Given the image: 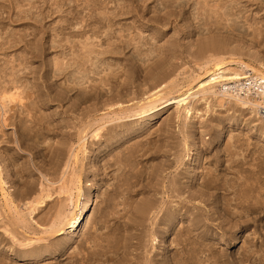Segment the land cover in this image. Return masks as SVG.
<instances>
[{"label": "rangeland", "instance_id": "1", "mask_svg": "<svg viewBox=\"0 0 264 264\" xmlns=\"http://www.w3.org/2000/svg\"><path fill=\"white\" fill-rule=\"evenodd\" d=\"M199 1L201 0H184L188 3L183 10L175 0H148L145 5L140 0H0V164L3 168L0 178L8 180L7 187L12 185L10 187L11 189L13 187L12 191H18L16 193L25 192L27 183L33 182L36 183L38 193L44 187V195L47 192L54 194L48 198L49 200L46 199L41 207L38 205L39 209L37 208L36 212L28 216L31 227L23 230L11 226V228H15L14 231L17 230L18 236L21 235L22 239L19 237L20 240L28 244L30 243L29 239H32L34 244L24 248L9 240L10 243L0 246V258H2L3 252L7 254V259L4 261L0 259V261L6 262V264H150L151 262L152 264H182L183 262L186 264H264V214L254 213L249 217L245 209H247L246 207L250 208L253 204L246 203L247 206L244 204L246 200L242 202L245 197L252 194L250 203L254 201L256 203V200H259L262 204L264 201V193L263 195L259 194L264 189V175H261L264 174V114L258 115L253 112L251 106H243L244 101L248 98L245 90L243 94L238 89L225 93L222 85H219L215 89V95H207L208 97L202 98L203 96L200 94L190 99V107L195 108L193 110L194 117L187 119V122L190 119L189 124L184 117V107L173 104L158 108L155 113L148 116L149 118L136 116L130 118L124 116L131 114L123 115L122 120L118 119L112 124L108 122L107 127L102 130L98 138L92 137L96 127L91 128L90 132L88 130L86 135L84 134V140L80 141L78 138L81 127L80 120H84L85 114L88 115V120H93L111 111L105 109V103L113 100L116 102L120 99L122 105L118 104L112 108V111L114 109L118 111L123 107L133 109L137 103L143 101L144 97L133 95L135 88H140L144 92L149 86L145 81L147 75H145L144 66L141 65L144 64L143 57L149 53L151 55V50L152 52L158 50L160 54L155 52L154 55L156 56L155 60H158L157 57L163 55V52L159 51H161V47L168 45L165 44L168 40L176 42L174 45L178 59L173 62L174 65L178 62L177 66L182 67L176 74V76L179 75L178 82L181 86L185 80L204 75V71L200 69L195 58L202 53L199 51L201 43L211 34H223L227 40L229 39L228 42H232V44L230 42L232 47L235 45L236 49L241 47L238 54L250 50L252 55H260L264 58V0H237L238 3L241 2L239 8L242 13L235 17L237 20L234 19L236 21L235 31L231 29L222 31L221 24L225 25L226 22L222 21L220 17L218 18L219 14H215L217 11L212 7L207 8V12L204 13L205 7L202 4L199 6L203 0ZM208 1L212 6L218 0ZM132 4L138 7L135 8ZM166 5L169 7L167 8ZM132 7L136 11L132 12ZM167 9H173L170 10L171 14L175 12L167 26L164 21L162 22L164 25L149 23V19L152 20V18L160 17L163 20L166 17L165 14L168 13L165 11H169ZM121 12L122 14H120ZM116 16H118L117 19ZM113 42L114 44H112ZM142 42L143 44H141ZM92 43L94 46L90 45ZM121 45L122 47H120ZM87 46H93L91 48L94 50ZM111 46L115 52L118 50L121 52L116 56L109 53L110 56L107 55L109 57L105 56V62L108 67L111 65L115 70L119 68V73H121L118 77L111 76V72L107 70L100 76L91 74V79L84 81L83 86L78 87L79 85L71 83L69 77L72 78L73 75H68V73L76 72L80 67L77 71L79 73L83 67L82 63L87 62L84 58L85 55L89 56L91 51L112 50ZM186 48L189 49V52L192 51L191 54L196 55L192 57ZM124 50L125 52H123ZM81 51L85 54H83L84 56L81 55ZM177 51L180 52L177 53ZM194 51L195 53H193ZM244 59L245 62H249L247 56ZM133 61L136 62L134 73L132 70L135 67ZM58 62H60L59 66H57ZM68 62H70L68 66H72V69H69L67 73L65 71V74H61V76L59 73L56 74V71L59 72V67H66ZM127 63L132 66L129 65L130 69ZM151 63L153 61L149 64ZM89 64L85 69L90 68L91 64ZM230 67L242 70L236 64ZM126 69L127 71L129 69L130 75L127 74ZM107 74L110 75L106 77ZM65 75L69 80H66ZM78 75L81 76L77 74L73 79ZM128 78L132 79L134 84ZM210 78L203 81L208 83L212 79ZM124 80L130 82L131 85L126 87L130 91L124 88ZM193 84L194 87L197 85ZM196 90L197 87L194 91ZM6 92L8 95L22 96L10 102L9 98L7 100L3 98ZM24 92L28 93L30 97L22 99ZM118 93L125 97H122L124 100H121ZM253 94L255 93H252L251 97ZM113 96L114 98H112ZM118 97L119 99H117ZM219 100H223L222 105ZM91 104L92 108L97 107V110L92 112L94 115L88 114L92 110ZM3 105L7 106V109H3ZM174 116L175 119H173ZM170 118L174 121L171 122L172 133L170 132L173 141L171 140L172 144L171 141L169 144L172 148L173 145L177 146L178 150L168 147L167 150L170 148L172 151L167 153L166 158L163 153L165 140L160 130ZM184 123L189 125L187 128L190 127V129H186L183 126ZM78 125L79 127H77ZM109 126L111 128L117 126L116 131L113 129L115 133L113 130L107 131ZM92 129L93 131H91ZM187 130H191L194 134ZM117 131L119 134L116 135ZM158 145H162L163 150L162 147L160 150ZM247 146H250L249 150H247ZM157 148L158 150H156ZM228 150H232L233 155ZM154 151L158 152L153 155ZM73 154L76 155V158L73 157ZM235 154L236 156L238 154L239 158L238 156L236 158ZM59 156L60 158H58ZM244 157L248 163L245 162L243 169L233 166L230 161L236 158L244 162ZM165 158L169 159L167 163L170 162L169 165L172 167L167 166L168 168L164 169L165 172L162 171L163 173L159 174L158 165L164 163ZM176 160H179L180 164H175ZM68 162L69 168L66 170L65 166ZM155 164H158L157 167ZM56 166L57 168H54ZM155 170L158 174L157 177L154 176ZM260 170L262 171L259 172ZM252 171L258 172V174H254ZM64 172L69 180L68 193L60 190ZM209 172H214L220 181L223 179L221 182L223 184L232 183L229 186L235 187L236 191L231 190L232 192L227 193L220 190L211 199V194H209L210 197H207V194L201 195L202 184L208 177L207 174H210ZM181 173L184 177L182 181L187 179L184 187L189 185V188H184L188 192L184 194L187 198L183 196L182 199H176L170 195L169 187H171L172 180ZM185 173H187V177ZM189 174L195 181L188 179ZM258 175L261 180L260 177L257 178ZM246 177L247 180L249 179L248 181L245 180ZM227 181L230 182L226 183ZM254 186L258 188L254 190ZM79 189L84 194L81 197V202L89 201L90 203L86 220L74 234L64 233L58 237L53 236L50 233L49 224L53 215H51V211L53 213V208H59L69 215L73 210V202L76 200ZM188 189L191 191L189 192ZM192 195L194 197L189 200L188 196ZM236 195L242 196L238 198ZM33 197L29 201H32ZM200 197H203L202 200ZM170 200L174 201L173 206L178 210L180 208L178 206H182L184 209L180 214L178 213V217L172 216L175 220L170 217L174 222L167 218L169 222L171 221L168 224L167 219L164 220L165 216L161 209L164 211V207L165 209L167 206L172 207L171 204L168 205V202L172 203ZM227 200H231L230 211L237 213L238 217L227 219V216L222 215L221 212L225 208L224 202ZM29 201L27 199L19 203L20 206H25L23 209L27 214L30 213L28 210L30 205H26ZM0 206L4 216L0 217V227L4 224H12V214L10 215L9 209L5 206L1 192ZM148 206L152 209L149 208L147 213L144 210ZM142 211L146 213L143 214ZM193 211L197 216L190 215ZM186 212L189 213L186 214ZM223 213L225 214V212ZM254 215L255 217H253ZM197 221L199 222L195 224ZM171 223L173 225H170ZM3 232V228H0V236L1 234L5 235ZM195 242L197 243L195 244ZM34 245L37 248L41 247L35 255L22 253L25 249L30 250L36 247ZM55 245L58 248L54 253Z\"/></svg>", "mask_w": 264, "mask_h": 264}, {"label": "bare ground", "instance_id": "2", "mask_svg": "<svg viewBox=\"0 0 264 264\" xmlns=\"http://www.w3.org/2000/svg\"><path fill=\"white\" fill-rule=\"evenodd\" d=\"M144 5L146 4V1H148V0H140ZM174 1V0H173ZM176 1V4H178L181 8H183V10H184V7H185V5H187V3L186 2H184V0H175ZM188 1V0H187ZM202 1V0H201ZM201 1H199V2H201ZM212 0H210V2H211ZM240 1V0H239ZM135 2V1H134ZM190 2V1H189ZM214 2V1H213ZM133 3V2H132ZM240 3L241 2H239L238 3V1L237 0H218V1H216L214 4H212V6L209 4V1L208 0H203L202 1V3H199V6H200V4H202V6L203 7H205V12L204 13H206L207 12V8H210V7H212L214 10L216 9V13L215 14H219V16H218V18L220 17V19L222 20V21H225L226 23H225V25L224 24H221L222 26H223V28L222 27H220V28H222L221 30L223 31H225L226 29H231L232 31L234 30H236V21L234 20V19H236L235 17L237 16V15H239L240 13H242V11H241V8H239V5H240ZM140 4V3H139ZM133 5V4H132ZM164 5V4H163ZM168 5V4H167ZM166 5V6H167ZM170 5V4H169ZM195 5V4H194ZM198 5V4H197ZM196 5V6H197ZM134 6V5H133ZM140 6V5H139ZM174 6V5H173ZM177 6V5H176ZM201 6V7H202ZM214 6V7H213ZM135 8H137L138 6H134ZM134 7H132V9L134 8ZM169 6H167V8H168ZM200 7V8H201ZM163 8V7H162ZM166 8V7H165ZM171 8H172V6H171ZM180 8V9H181ZM145 9V8H144ZM157 9V8H156ZM174 9V8H173ZM173 9H170V10H173ZM199 9V8H198ZM204 9V8H203ZM135 9H133L132 10V12L134 11ZM139 10V9H138ZM137 10V11H138ZM164 10H166V9H164ZM167 10H169V9H167ZM165 11V13L166 12H168L167 14H165L166 15V17L162 20V18H160V17H158V18H152V20H150L149 19V23H151V24H163L164 25V23H165V26H167V24L169 23V22H171V20H170V18L172 17V15H174V13L173 14H171L172 13V11ZM136 11V10H135ZM180 11V10H179ZM182 11V10H181ZM201 11H203V10H201ZM210 11V10H209ZM208 11V12H209ZM238 11V12H237ZM124 12V11H123ZM128 12H131V11H128ZM143 12H145V11H143ZM170 12V13H169ZM200 12V11H199ZM248 12V11H247ZM139 13V12H138ZM214 13V12H213ZM116 14V13H115ZM114 14V15H115ZM118 14V13H117ZM120 14H122V12L120 13ZM120 14H119V16H120ZM129 14V13H128ZM201 14V13H200ZM31 15V14H30ZM125 15V14H124ZM164 15V14H163ZM164 15V16H165ZM181 15V14H180ZM179 15V16H180ZM208 15V14H207ZM182 16V15H181ZM198 16V15H197ZM206 16V15H205ZM106 17V16H105ZM111 17V16H110ZM115 17V16H114ZM117 17L118 16H116V19H117ZM156 17V16H155ZM204 17V16H203ZM113 18V17H112ZM211 18V17H210ZM213 18V17H212ZM110 19V18H109ZM142 19V18H141ZM176 19V18H175ZM204 19V18H203ZM170 20V21H169ZM237 20V19H236ZM164 21V23H162ZM199 21V20H198ZM37 22H39L38 20H37ZM219 24L221 23V22H218ZM158 24V25H159ZM149 25V24H148ZM113 26V25H112ZM220 26V25H219ZM166 28V27H165ZM68 29V28H67ZM113 29V28H112ZM218 29H219V27H218ZM128 31V30H127ZM161 31V30H160ZM208 31V30H207ZM227 31V30H226ZM110 32V31H109ZM125 32V31H124ZM159 32V31H158ZM157 32V33H158ZM221 32V31H220ZM229 32V31H228ZM154 33V32H153ZM164 33H165V31H164ZM113 34V33H112ZM137 34V33H136ZM210 34H211V32H210ZM157 35V34H156ZM223 35V34H222ZM222 35H215V34H211V36H209V37H207V38H205L204 40V42H202L201 43V45H200V47H199V49H201V50H199V49H197V50H199L200 52H202V53H200L199 51H198V53H200V54H198L197 56V58H195L197 61H198V64L200 65V69H202L204 72V77L201 75V76H198V77H193V78H188L189 80H185V82H184V84L181 86V84L178 82V78H179V75H177L176 76V74H177V71L179 70V68L180 67H178L177 66V63H176V65H174L175 63L173 62L174 60H177L178 58H176V53H175V49H176V47H175V43H173L172 41H170V40H168L165 44H168L167 46H163V48L161 47V51H159V52H163V55H157V56H159V57H157L158 58V60L156 59L155 60V58H156V56H154L155 55V52H157L158 53V50H154L153 52H152V50H151V55H150V53L146 56L145 55V57H143L144 59L142 60V58H141V60H142V62H144V64H141V65H143L144 66V69H145V75H147V79L145 80L146 81V84H148L149 86H147L146 88H147V90H144V92L143 91H141L140 90V88L139 89H137V88H135V90L133 91V95L135 96V97H139V96H142V97H144L143 98V101H140L139 103H135L136 104V106H135V108H133V109H130V108H128V109H125L124 107L123 108H121V109H119L118 111H117V109L115 110H113L112 111V108H114L116 105L118 106V104L121 106L122 104H121V102L122 101H120V99H119V97L117 98V99H119V100H117L116 102H113V101H115V100H113L112 102H108V103H105L104 104V107H106L105 109L106 110H111V111H109L108 113H104V114H102L101 115V117H99V118H97V119H93V120H88L87 119V117H88V115L87 114H85L84 116H83V118H84V120H80L81 121V127H80V130H79V139H80V141H82V140H84L85 139V136H84V134L86 135L87 134V132H88V130H89V132H90V129L91 128H93V127H96L95 129H94V133H92V137H94V138H98L100 135H101V132H102V130L103 129H105L107 126H106V124H108V122L110 123V124H112V122L114 123V121H118V119L119 120H122L121 118H122V116L123 115H126V114H131L130 116L128 115H126V116H124V117H141V118H145V117H148V116H150L151 114H153V113H155L156 112V110L158 109V108H160V107H167L168 105L170 106V105H173V104H177L178 106H180V107H184V112H185V119H186V122H187V119L189 118V117H192L193 116V110H194V108L195 107H190V99H192V98H195V97H197V96H199L200 94H202V98H205L207 95H212V94H216L215 93V89L219 86V85H222V87H223V92H225V93H228L229 92V90H232V91H235V90H237L238 89V91H240L242 94H243V92H244V90H245V94H247L246 96H248V98H247V100L246 101H244V103H243V106H246V107H249V106H251L252 107V109H253V112L254 113H256V114H260V113H263L264 114V58L262 57H260V55L258 56V55H252L249 51V53L248 52H243L242 54L240 53V54H238L239 53V49L241 48H235L236 47V45H235V47H232L233 45H231L232 44V42H231V44H230V42H228V40L224 37V35L222 36ZM108 36H109V34H108ZM154 36V35H153ZM174 36H176V35H174ZM29 37V36H28ZM111 37H112V35H111ZM157 37V36H156ZM110 38V37H109ZM175 38V37H174ZM228 38V37H227ZM143 39H145L144 37H143ZM146 40V39H145ZM200 40V39H199ZM203 40V39H202ZM261 40V39H260ZM147 41V40H146ZM92 42V41H91ZM90 42V43H91ZM199 42V41H198ZM131 43V42H130ZM146 43V42H145ZM148 43V42H147ZM87 44H89V43H87ZM112 44H114V42L112 43ZM111 43H110V45H112ZM132 44V43H131ZM141 44H143V42L141 43ZM33 45H34V43H33ZM38 45V44H37ZM36 45V46H37ZM90 45H93V43L92 44H90ZM145 45V44H144ZM177 45H179V44H177ZM176 45V46H177ZM83 46V45H82ZM81 46V47H82ZM84 46H86L85 44H84ZM83 46V47H84ZM94 46V45H93ZM93 46H91V47H93ZM114 46V45H113ZM117 47H119L118 45H116ZM124 46V45H123ZM126 46H127V44H126ZM126 46H125V49H126ZM143 46V45H142ZM146 46V45H145ZM187 47H188V45H186ZM185 46V47H186ZM193 46V45H192ZM195 46H197V45H195ZM194 46V47H195ZM239 46V45H238ZM38 47V46H37ZM60 47V46H59ZM82 47V48H83ZM87 47H89V48H91L90 46H87ZM96 47V46H95ZM120 47H122V45L120 46ZM128 47H129V44H128ZM180 47V46H179ZM178 47V48H179ZM182 47H184V46H182ZM184 47V48H185ZM89 48H88V50H89ZM97 48V47H96ZM108 48V47H107ZM110 48V47H109ZM189 48V47H188ZM188 48H186V49H188ZM35 49V48H34ZM37 49H39V48H37ZM83 49H85V48H83ZM87 49V48H86ZM91 49H93V48H91ZM90 49V50H91ZM111 49L112 50H108V51H102L101 50V52H93V51H89L90 52V55L88 56V58L86 59V52L84 51V50H82V51H84L85 52V54L82 52V54L81 55H83L84 56V58H85V60L87 61V62H84V63H82V65L81 66H83L81 69L82 70H84L83 71V73L81 72V69H80V71H79V73H77V71L79 70V68H77L78 70H76V72H69L68 73V75H70L71 74V76H72V78L71 77H69L70 78V81H71V83L73 82V83H75V85H79L78 87H80V86H83L84 85V81H88V80H90L91 79V77L92 76H90L91 74H93L94 76H100L102 73H106V71L108 70L109 72H111V76H113V77H118V75L121 73H119V68L117 69V70H115V69H113V66L111 67V65H110V67H108L107 65H106V62H105V56H107V55H109V53L110 54H112V55H118V54H120V52L121 51H114L113 50V47L111 46ZM116 49H118V48H116ZM122 49H124V48H122ZM242 49L243 50H245V48H243L242 47ZM40 50H41V48H40ZM94 50V49H93ZM121 50V49H120ZM138 50V49H137ZM193 50V49H192ZM240 51H242V50H240ZM247 51V50H246ZM252 51V50H251ZM40 52V51H39ZM119 52V53H118ZM123 52H125V50L123 51ZM180 51H177V53H179ZM187 52V51H186ZM188 52H189V49H188ZM188 52H187V54H188ZM192 52V51H191ZM191 52H189L190 53V55L193 57L194 55H196V54H191ZM209 52H211V54H209ZM253 52V51H252ZM41 53H42V51H41ZM40 53V54H41ZM137 53H139V52H137ZM144 53V52H143ZM193 53H195V51L193 52ZM256 53V52H255ZM88 54V53H87ZM140 54V53H139ZM158 54H160V53H158ZM181 54V53H180ZM210 56H209V55ZM259 54V53H258ZM37 55V54H36ZM93 55V56H92ZM123 55V54H122ZM182 55V54H181ZM40 56V55H39ZM80 56V55H79ZM82 56V57H83ZM110 56V55H109ZM109 56H107V57H109ZM245 56H247L248 57V59H249V62L247 63V62H245L244 60V58H245ZM255 56H258V57H255ZM150 57V58H149ZM180 57V56H179ZM244 57V58H243ZM80 58V57H79ZM78 58V59H79ZM113 58V57H112ZM81 60H82V58H80ZM95 59V60H94ZM108 59V58H107ZM139 59V58H138ZM181 59H182V57H181ZM80 60V61H81ZM80 61H78L79 63H80ZM82 61H84V60H82ZM153 61V63H151V64H149L150 62H152ZM128 62V61H127ZM134 62V61H133ZM70 62H68L66 65V67H59V72H57L56 71V74H60V76H61V74H65V71H66V73L69 71V69L71 70L72 69V66H68V64H69ZM88 63H90L91 64V66H90V68L88 69V68H86L85 69V67L88 65ZM130 63V62H129ZM129 63H127L128 64V68H129ZM136 62H134L133 64H135ZM58 65L57 66H59V64H60V62H58L57 63ZM62 64V63H61ZM65 64V63H64ZM89 64V65H90ZM127 64H125V65H127ZM234 64H236V65H238L239 67H241L242 68V70H238V69H233L232 67H230V66H232V65H234ZM71 65V64H70ZM72 65H74L75 66V64H72ZM109 65V64H108ZM202 65H204V66H202ZM62 66V65H61ZM63 66H65V65H63ZM73 66V67H74ZM202 66V67H201ZM77 67V66H76ZM88 67V66H87ZM102 67H104V70H102ZM130 67H132L131 65H130ZM232 68V69H230V68ZM58 68V67H57ZM116 68V67H115ZM127 68V67H126ZM136 68V64H135V67L132 69L133 70V73H134V69ZM182 68V67H181ZM180 68V69H181ZM74 69H75V67H74ZM130 69V68H129ZM129 69H128V71H129ZM142 69V68H141ZM34 70V69H33ZM123 70V69H122ZM138 70V69H137ZM183 70V69H182ZM74 71V70H73ZM103 71V72H102ZM128 71H127V69H126V72H127V74H129L128 73ZM136 71V70H135ZM80 74L81 76H79L78 75V77H76L75 79H73V77H75V76H77V74ZM108 73V72H107ZM55 74V75H56ZM125 74V73H124ZM131 74V73H130ZM129 74V75H130ZM136 74V73H135ZM179 74V73H178ZM110 74H107L106 75V77L107 76H109ZM128 75V77H130ZM133 75V74H132ZM131 75V76H132ZM66 76V75H65ZM67 77V76H66ZM209 77H211L210 79V81L208 82V83H205L206 81H203L204 79H206V78H209ZM218 77V78H217ZM68 78V77H67ZM66 78V80H69V78L67 79ZM144 78H146V77H144ZM102 79V78H101ZM103 79H104V77H103ZM114 79H116V78H114ZM130 78H128V80H129ZM218 79H220L219 81H218ZM111 80V79H110ZM96 81V80H95ZM94 81V82H95ZM125 82H124V84H123V86H125L124 88L126 89V87H128V86H130L131 84H130V82L129 81H126V80H124ZM130 81L132 82V79H130ZM134 81V80H133ZM144 81V82H145ZM203 81V82H202ZM217 81V82H216ZM98 82V81H97ZM100 82V81H99ZM101 82H103L104 83V81H101ZM110 82V81H109ZM82 83H83V85H82ZM133 83V82H132ZM193 83H195V84H197V85H195V87H197V90L196 91H194L195 90V87L193 86L194 84ZM200 83H202V84H200ZM91 84V83H90ZM107 84V83H106ZM115 84V83H114ZM134 84V83H133ZM136 84V83H135ZM72 85V84H71ZM144 85V84H143ZM16 86V85H15ZM70 86V85H69ZM72 86H74V85H72ZM114 86V85H113ZM134 86V85H133ZM77 87V86H76ZM75 88V87H74ZM121 88H122V85H121ZM133 88V87H132ZM145 88V87H144ZM145 88V89H146ZM159 88H161L160 90H159ZM187 88V89H186ZM234 88H236V89H234ZM16 89V88H15ZM20 89V88H19ZM71 89V88H70ZM69 89V90H70ZM89 89H91V88H89ZM97 89V88H96ZM137 89V90H136ZM184 89H186L185 91H182V90H184ZM71 90H74V89H71ZM93 90V89H92ZM127 90V89H126ZM129 90V89H128ZM127 90V91H128ZM123 91V90H122ZM130 91V90H129ZM118 92H120V91H118ZM25 93V92H24ZM23 93V94H24ZM124 93V92H123ZM252 93H255L256 94V96H254L255 94H253V96L251 97V95H252ZM22 94V93H21ZM87 94H89V93H87ZM176 94H177V96H176ZM30 95V94H29ZM66 95H67V93H66ZM120 94L118 93V96H119ZM128 95V94H127ZM130 95H132L131 94V92H130ZM147 95V97H145ZM19 96H22V95H19ZM19 96H17V95H15V94H11V95H8L7 94V92H6V94H4L3 95V98L4 99H8L9 98V100H10V102H12V101H15ZM63 96V95H62ZM121 96V95H120ZM23 97L24 98H22V99H27L28 97H30V96H28V93H25L24 95H23ZM122 97H124V96H121L120 98H121V100H124V99H122ZM208 97V96H207ZM63 98V97H62ZM90 98V97H89ZM93 98V97H92ZM112 98H114V96L112 97ZM125 98V97H124ZM218 99V98H217ZM45 100V99H44ZM57 100V99H56ZM84 100H86V99H84ZM87 101V100H86ZM85 101V102H86ZM225 101V100H224ZM2 102H3V100H2ZM17 102V101H16ZM24 102V101H23ZM47 102V101H46ZM60 102H61V98H60ZM219 102H221V105H222V103H223V100H219ZM6 103V102H5ZM19 103V102H18ZM48 104V103H47ZM96 104V103H95ZM231 104H232V102H231ZM1 105V104H0ZM6 105V104H5ZM94 105V104H93ZM220 105V104H219ZM226 105V104H225ZM4 106V105H3ZM2 106V107H3ZM97 106V105H96ZM232 107V109H233V104L231 105ZM1 107V106H0ZM5 107V106H4ZM3 107V109H7V106L4 108ZM73 107V106H72ZM95 107V106H94ZM92 108V104H91V108H92V110H90L89 111V109L88 108H86V109H88V114H93L92 112H95L97 109V107L96 108ZM225 107V106H224ZM228 109V108H227ZM234 109H235V107H234ZM241 109V108H240ZM198 110V109H197ZM83 111V110H82ZM208 111V110H207ZM85 112V111H84ZM87 112V111H86ZM6 113V112H5ZM7 113H8V111H7ZM237 113V112H236ZM252 114V113H251ZM94 115V114H93ZM224 115V114H223ZM95 116H96V114H95ZM143 116V117H142ZM180 116V115H179ZM179 116H177V117H179ZM86 117V118H85ZM123 117V118H124ZM172 117V116H171ZM194 117V116H193ZM192 117V118H193ZM227 117V116H226ZM229 117V116H228ZM233 117V116H232ZM90 118V117H89ZM149 118V117H148ZM180 118V117H179ZM231 118V117H230ZM243 118V117H242ZM5 119V118H4ZM173 119H175V116L173 117ZM172 118H170L169 120H167V122L165 123L166 125H164L162 128H161V130H160V132L162 133V136L164 137V140H165V145H164V149L165 150H163V147H162V145H158L160 148V150H161V147H162V150H163V153L165 154L164 155V157H166V155H167V153L168 152H170V151H172V150H170V148H169V150H167V148L168 147H171V145L169 144L170 143V141L172 140L171 138L172 137H170V132H171V127H172V124H171V122H173L174 120H173ZM182 119V118H181ZM211 119V118H210ZM224 119L225 120H227L225 117H224ZM180 120V119H179ZM184 120V119H183ZM190 120V119H189ZM189 120H188V122H189ZM192 120V119H191ZM4 121V120H3ZM8 121V120H7ZM93 121V122H92ZM213 121V120H212ZM187 122V123H188ZM248 122V121H247ZM250 122V121H249ZM1 123V122H0ZM5 123H6V120H5ZM119 124V123H118ZM118 124H117V126H118ZM185 124V123H184ZM189 124V123H188ZM115 125V124H114ZM123 125V124H122ZM112 126V125H111ZM117 126H115L114 128H111L110 126V128H108L107 129V131H111V130H113V129H115ZM186 129H190V127H188L187 128V126H189V125H187V124H185V125H183ZM182 126V127H183ZM191 126V125H190ZM193 126V125H192ZM77 127H79V125L77 126ZM119 127H120V125H119ZM118 127V128H119ZM195 126H193V128H194ZM203 127V126H202ZM121 128V127H120ZM124 128V127H123ZM126 128V127H125ZM136 128V127H135ZM196 128V127H195ZM204 128V127H203ZM117 129V128H116ZM116 129H115V131H116ZM122 129V128H121ZM127 130H128V128H126ZM197 129V128H196ZM57 130V129H56ZM76 130H77V128H76ZM119 130V129H118ZM199 130H201L200 128H199ZM203 130V129H202ZM51 131V130H50ZM91 131H93V129L91 130ZM189 133L191 132V130H187ZM113 132H114V130H113ZM113 132H111V133H113ZM131 132V131H130ZM115 133V132H114ZM117 133L119 134V132L117 131L116 132V135H117ZM172 133V132H171ZM191 133H193V132H191ZM90 134V133H89ZM194 134V133H193ZM193 134H192V136H193ZM188 137H190L191 135H187ZM116 137V136H115ZM118 137V136H117ZM112 139V138H111ZM116 139H118V138H116ZM239 139V138H238ZM114 140V139H113ZM174 140H175V138H174ZM235 140V139H234ZM115 141H117V140H115ZM159 141H161V140H159ZM173 141V140H172ZM172 141H171V144H172ZM205 142V141H204ZM157 143V142H156ZM189 143V142H188ZM238 143V142H237ZM241 143V142H240ZM168 144H169V146H168ZM239 144V143H238ZM242 144V143H241ZM249 144V143H248ZM150 145V144H149ZM244 145V144H243ZM249 145H251V144H249ZM157 146V147H158ZM230 146V145H229ZM234 146V145H233ZM232 146V147H233ZM177 147V146H176ZM174 145H173V148H175L176 150H178V147L176 148ZM187 147V146H186ZM239 147V146H238ZM249 147L250 146H247V150H249ZM149 148V147H148ZM172 148V147H171ZM172 148V149H173ZM78 149V148H77ZM146 149V148H145ZM151 149V148H150ZM238 149V148H237ZM236 149V150H237ZM149 150V149H148ZM148 150H147V152H148ZM156 150H158V148L156 149ZM243 150V149H242ZM246 150V149H245ZM60 151V150H59ZM174 151V150H173ZM190 151V150H189ZM228 151H230V150H228ZM232 151V150H231ZM230 151V152H231ZM61 152V151H60ZM59 152V153H60ZM72 152V151H71ZM142 152V151H141ZM155 152V153H154ZM154 152H152V153H154L153 155H155L156 154V152H158V151H154ZM175 152H177V151H175ZM179 152H180V150H179ZM178 152V153H179ZM243 152V151H242ZM248 152V151H247ZM56 153H58V152H56ZM73 153V152H72ZM76 153V152H75ZM160 153V152H159ZM227 153H229V152H227ZM232 153H234V152H231V154ZM235 153H236V151H235ZM240 153V152H239ZM52 154V153H51ZM54 154V153H53ZM161 154H162V151H161ZM244 154V153H243ZM72 155V154H71ZM145 155V154H144ZM233 155V154H232ZM60 156H62V155H60ZM60 156L58 157V158H60ZM149 156V155H148ZM158 154H157V158H158ZM178 156H179V154H178ZM235 156H236V154H235ZM234 156V157H235ZM237 156H238V158H239V155L237 154ZM237 156H236V158H237ZM245 156V155H244ZM258 156V155H257ZM57 157V156H56ZM55 157V158H56ZM73 157H75L76 158V155L75 154H73ZM155 157V156H154ZM156 158V157H155ZM167 158V157H166ZM165 158V159H166ZM232 158V157H231ZM236 158H234V159H231L230 161H232V164H233V166H237V167H240V169H243V166L245 165V162H247L246 160V157H244V162H242V160H239V159H236ZM242 158V157H241ZM70 159H71V157L69 158V161H70ZM165 159H163V160H165ZM176 159H178L177 157H176ZM246 159V160H245ZM56 160V159H55ZM58 160V159H57ZM169 160V159H168ZM168 160L166 159L165 161H164V163H161L160 165H158V171H159V174H160V172H165L164 171V169L165 168H168L167 166H170L169 165V163H167L168 162ZM215 160V159H214ZM263 160V159H262ZM68 161V160H67ZM161 161V160H160ZM175 161V160H174ZM66 162V161H65ZM162 162V161H161ZM200 162V161H199ZM178 163H179V160H176V162H175V164H177L178 165ZM248 163V162H247ZM246 163V164H247ZM262 163V162H261ZM171 164V163H170ZM172 164H173V162H172ZM180 164V163H179ZM183 164H184V162H183ZM188 164V163H187ZM229 164L231 165V163L229 162ZM60 165V164H59ZM62 165V164H61ZM73 165V164H72ZM156 165V164H155ZM157 165H156V167H157ZM182 165V164H181ZM219 165V164H218ZM254 165V164H253ZM261 165V164H260ZM55 166V165H54ZM174 166V165H173ZM229 166V165H228ZM66 170H67V168H69V162L66 164ZM154 167V166H153ZM155 167V168H156ZM172 166H170V168H171ZM180 167V166H179ZM184 167H185V164H184ZM231 167V166H230ZM53 168V167H52ZM54 168H57V166L56 167H54ZM188 168V167H187ZM186 168V169H187ZM260 168H262L261 166H260ZM0 169H1V171L0 172H3V168H1V164H0ZM179 169V168H178ZM177 169V170H178ZM185 169V168H184ZM184 169H183V171H184ZM192 169V168H191ZM231 169V168H230ZM263 169V168H262ZM56 170V169H55ZM58 170V169H57ZM65 170V169H64ZM166 170V169H165ZM218 170V169H217ZM228 170V169H227ZM237 170H239V169H237ZM247 170V169H246ZM182 171V172H183ZM187 171H188V169H187ZM186 171V172H187ZM258 171V170H257ZM262 170H260L259 172H261ZM66 172V171H65ZM65 172H64V175H63V178H62V182H63V184L61 185V187H60V190L61 191H63V192H66V193H68L69 192V189H68V183H69V180H68V178L66 177V174H65ZM154 172V171H153ZM162 172V173H163ZM180 172V171H179ZM178 172V173H179ZM216 172V171H215ZM252 172H254V171H252ZM263 172H264V170H263ZM76 173V172H75ZM188 173H189V171H188ZM207 173V172H206ZM210 173V172H209ZM250 173V172H249ZM256 172H254V174H255ZM1 174H3V173H1ZM0 174V175H1ZM151 174V173H150ZM186 174L187 173H185V176H186ZM194 174V173H193ZM196 174V173H195ZM241 174V173H240ZM253 174V175H254ZM256 174H258V172L256 173ZM77 175V174H76ZM156 175H158L157 173H156V170H155V173H154V176L155 177H157ZM190 175V174H189ZM208 175V177H206V179H205V182L202 184V186H203V189L201 190L202 191V193H201V195H203V196H205L206 194L208 195L207 197H210V195L209 194H211V197H210V199L211 198H213V196L217 193V191H219L220 192V190H223V191H225V192H230L231 190H234V192L236 191L234 188L235 187H231V186H229V185H231V184H223V183H221L222 181H223V179H222V181H220L219 179V177H217L216 175H215V173L214 172H212V173H210V174H207ZM244 175V174H243ZM261 175H264V174H261ZM6 176H7V174H6ZM75 176V175H74ZM153 176V175H152ZM151 176V177H152ZM160 176V175H159ZM241 176V175H240ZM2 177H3V175H2ZM76 177H78V176H76ZM76 177H74L75 179H76ZM187 177V176H186ZM250 177V176H249ZM260 177V175H258V177L257 178H259ZM6 178V177H5ZM34 178V177H33ZM71 178L73 179V175L71 176ZM219 178V179H218ZM239 178V177H238ZM256 178V177H255ZM189 180H194V178L192 177V175H190V177L188 178ZM254 179V178H253ZM78 180H79V178H78ZM172 180V179H171ZM182 180H184V177H183V175H182V173L181 174H178V176H176L175 178H174V180H172V182H171V187H169L170 188V192H171V196L172 197H176V199H182L183 198V196L185 197L186 195H184L185 194V192H186V190L184 189V188H189V185L188 186H185L184 187V183L187 181V179H186V181H182ZM188 180V181H189ZM228 180V179H227ZM243 180H244V178H243ZM245 180H247V177L245 178ZM249 180V179H248ZM247 180V181H248ZM258 180V179H257ZM260 180H261V177H260ZM8 181V180H7ZM6 180H3L2 178H0V192L2 193V197H3V199H4V202H5V206L9 209L8 211H10V215L12 214V218H13V221H11L12 222V224H2L3 226H1L0 228H3V230H4V234L5 235H2L1 234V236H0V246L2 247L3 245H6L5 243H8L9 242V240L10 241H12L13 243H16V244H18V245H20L21 247H24V248H26V247H29L30 245L32 246L34 243H33V241H32V239H29V242L30 243H28V244H26V243H24L22 240H20V236H18V232H17V230L16 231H14V229L13 228H11V226L12 227H16V228H19V229H23V230H26L30 225V223H29V221H28V216L29 215H32L34 212H36V210H38L39 208L37 207L38 205H39V207H41V204L43 205V203H45V201H46V199H48V198H51L52 197V195H54V194H51V192H47V194H45L44 195V187L41 189V191L38 193V189H36V183H27V185H26V190H25V192H22L21 191V194H20V192L19 193H16V192H18V191H12V189H13V187H12V189H11V187L10 186H12V185H10L9 187H7V185L9 184V182H7ZM35 181H36V179H35ZM195 181V180H194ZM204 181V180H203ZM226 181V180H225ZM224 181V182H225ZM239 181V180H238ZM37 182V181H36ZM191 182V181H190ZM230 182V181H229ZM228 181L226 182V183H229ZM54 183V182H53ZM52 183V184H53ZM221 183V184H220ZM249 183V182H248ZM258 183H259V181H258ZM244 184V183H243ZM160 185H162V184H160ZM235 185V184H234ZM260 185V184H259ZM258 185V186H259ZM264 185V184H263ZM45 186V185H44ZM164 186V185H163ZM194 186V185H193ZM233 186V185H232ZM236 186V185H235ZM156 187V186H155ZM244 187V186H243ZM262 187V186H261ZM7 188H8V190H7ZM39 188V187H38ZM41 188V187H40ZM191 188V187H190ZM232 188V189H231ZM249 188V187H248ZM256 188H258V187H256ZM255 188V186L253 187V189L255 190L256 189ZM263 188V187H262ZM262 188H260V189H262ZM242 190V189H241ZM250 190V189H249ZM252 190V189H251ZM253 190V191H254ZM60 191V192H61ZM158 191V190H157ZM156 191V192H157ZM161 191V190H160ZM188 191H189V189H188ZM191 191V190H190ZM189 191V192H190ZM253 191H251V192H253ZM70 192H72V191H70ZM200 192V191H199ZM232 192V191H231ZM243 192V191H242ZM246 192V191H245ZM258 192V191H257ZM186 193H188V192H186ZM263 193H264V189L261 191V192H259V194L260 195H263ZM36 194V196H34ZM199 194V193H198ZM236 194H237V192H236ZM245 194V193H244ZM252 194V193H251ZM82 195H84V194H82V190L81 189H79V193H78V195H77V197H76V200L73 202V204H74V207H73V210L69 213V215H66L65 213H64V211H63V209H54L53 208V213H52V211H51V215H52V217L50 218V216H49V218H50V222H49V224H50V228H51V230H50V233L53 235V236H55V237H58V236H61L62 234H64V233H71V234H74V233H76L77 231H78V229H80L81 227H82V225H83V223H84V221L86 220V217H87V214H88V211H89V208H90V203H89V201H87V202H85L84 203V201H83V203L81 202V197H82ZM194 195V194H193ZM188 196V199L190 200V199H192V197H194V196ZM239 195V194H238ZM253 195V194H252ZM252 195H246L247 197H245V199L242 201V202H244L245 200V203L244 204H250V205H252L253 204V206H250V208H248V207H246L247 209H245L246 210V214L247 215H249V217L252 215V214H254V213H263L264 214V201H263V203L261 204L260 203V201L259 200H256V203H255V201L254 202H252V203H250L252 200ZM259 195V196H260ZM34 196V197H33ZM91 196V195H90ZM240 196H242V195H240ZM239 196V197H240ZM257 196V195H256ZM32 197H33V200L32 201H29V199L31 198L32 199ZM153 197V196H152ZM199 197V196H198ZM236 197H238L237 195H236ZM238 197V198H239ZM254 197V196H253ZM171 198V197H170ZM185 198H187V197H185ZM201 198V197H200ZM203 198V197H202ZM202 198H201V200H202ZM206 198V197H205ZM247 198V199H246ZM260 198V197H259ZM28 199V201L29 202H27V206L28 205H30V207L28 208V210H30V213L28 212V214L25 212V210L23 209V206H20V202L21 201H23V200H27ZM30 199V200H31ZM172 199V198H171ZM49 200V199H48ZM185 200V199H184ZM188 200V201H189ZM207 200H209L208 198H207ZM234 200H235V198H234ZM233 200V201H234ZM255 200V199H254ZM158 201V200H157ZM171 201V200H170ZM193 201V200H192ZM206 201V200H205ZM240 201H241V199H240ZM25 202V201H24ZM172 203H170V202H168V205L169 204H171L172 205V207H166V209H165V207H164V211H163V209H161L162 210V212L164 213V215L163 216H165L164 218V220H166L167 218L169 219L170 217L171 218H173L172 216H177L178 215V213L180 214V212H182V210L184 209L182 206H178V207H180L179 208V210H178V208L176 209L175 208V206H173V202L174 201H171ZM190 202V201H189ZM201 202V201H200ZM204 202V201H203ZM181 203H183V202H181ZM192 203V202H191ZM198 203V202H197ZM205 203V202H204ZM225 204V208H224V210H222V215L224 216V217H226L227 216V219L228 218H233V217H235L236 218V216L238 215L237 213H232L230 210H231V208H230V206L232 205L231 204V200H227L226 202H224ZM255 203V204H254ZM22 204H23V202H22ZM165 204V203H164ZM166 204H167V202H166ZM177 204V203H176ZM246 204V205H247ZM261 204V205H260ZM161 205H163V204H161ZM178 205H180V203H178ZM184 205H185V203H184ZM247 205V206H248ZM26 206V207H27ZM150 206H153V204L151 205L150 204ZM150 206H148V208H146L144 211H147V210H150V209H152V207H150ZM158 206V205H157ZM243 206V205H242ZM255 206V207H254ZM258 206H261V207H258ZM25 207V206H24ZM155 207V206H154ZM185 207H186V205H185ZM245 207V206H244ZM38 208V209H37ZM150 208V209H149ZM144 209V208H143ZM155 209V208H154ZM190 209V208H189ZM56 210V211H55ZM158 210H160V209H158ZM160 210V211H161ZM27 211V210H26ZM144 211H142L143 212V214L144 213H146V212H144ZM189 211V210H188ZM243 211H244V209H243ZM204 212V211H203ZM215 212V211H214ZM213 212V213H214ZM223 212H225V214L223 213ZM147 213H148V211H147ZM161 213V212H160ZM187 213H189V212H186V214ZM245 213V212H244ZM201 214V213H200ZM240 214L242 215V213L240 212ZM258 214H257V216H258ZM138 215V214H137ZM190 215H196V214H194V211H193V213H191ZM199 215V214H198ZM212 215V214H211ZM210 215V216H211ZM214 215V214H213ZM246 215V216H247ZM256 215V214H255ZM255 215L253 216V217H255ZM3 216V214H2V208H1V206H0V217H2ZM143 216V215H142ZM145 216V215H144ZM197 216V215H196ZM4 217V216H3ZM2 217V218H3ZM178 217V216H177ZM238 217V216H237ZM171 218L169 219V220H171ZM181 218V217H180ZM204 218V217H203ZM166 220V222H168V224L171 222V221H173V220H175L174 218H173V220H171L170 222H169V220ZM205 219V218H204ZM260 219V218H259ZM48 220V219H47ZM163 220V221H164ZM201 220V219H200ZM3 222V221H2ZM160 222V221H159ZM174 222V221H173ZM172 222V223H173ZM199 221H197V222H195V224L196 223H198ZM203 222V221H202ZM257 222V221H256ZM170 224V225H173V224ZM158 224V223H157ZM163 224V223H162ZM200 224H202V223H200ZM191 225V224H190ZM193 225V224H192ZM203 225V224H202ZM205 225V224H204ZM156 226V225H155ZM165 226V225H164ZM194 226V225H193ZM199 226V225H198ZM208 226V225H207ZM31 227V226H30ZM162 227V226H161ZM160 228V227H159ZM193 228V227H192ZM168 229V228H167ZM224 229V228H223ZM167 231V230H166ZM160 232V231H159ZM195 232V231H194ZM49 233V232H48ZM225 233V232H224ZM20 234V233H19ZM159 234H161V233H159ZM193 234V233H192ZM157 235V234H156ZM187 235V234H186ZM159 236V235H158ZM163 236V235H162ZM20 237V238H19ZM154 237H155V235H154ZM19 238V239H18ZM156 238V237H155ZM201 238V237H200ZM22 239V238H21ZM182 239V238H181ZM184 239V238H183ZM182 239V240H183ZM189 239V238H188ZM205 239H207V238H205ZM133 241V240H132ZM189 241V240H188ZM194 241V240H193ZM196 241V240H195ZM184 242H185V240H184ZM10 243V242H9ZM192 243V242H191ZM197 242H195V244H196ZM130 244V243H129ZM134 245V244H133ZM187 245V244H186ZM189 245V244H188ZM34 246H36V245H34ZM58 246H60V245H58ZM40 248L41 247H38L37 248V246L36 247H34V248H32V249H25V251L24 252H22V253H30L31 255H35L37 252H38V250H40ZM54 248L55 249H53V251H54V253H55V251L57 250V248H56V245L54 246ZM126 248V247H125ZM5 249V248H4ZM3 250V249H2ZM1 250V251H2ZM7 250V249H6ZM46 250V249H45ZM5 251V250H4ZM57 252V251H56ZM254 253V252H253ZM2 255V258H0V259H3V261L4 260H6L7 258H6V256H7V254H6V252H3V254H1ZM251 255V254H250ZM186 256V255H185ZM127 257V256H126ZM37 258H39V257H37ZM155 258V257H154ZM187 258V257H186ZM263 258V257H262ZM149 259V258H148ZM109 260V259H108ZM147 261V260H146ZM154 261V260H153ZM177 261H179V260H177ZM158 262V261H157ZM180 262L182 263V259L180 260ZM186 262H187V260H186ZM122 263V262H121ZM144 263V262H143ZM150 263V262H149ZM159 263V262H158ZM165 263V262H164ZM183 263H185V262H183ZM182 263V264H183ZM0 264H6V262L5 263H3L2 261H0ZM148 264V263H147ZM150 264H152V262L150 263ZM170 264V263H169ZM177 264V263H176ZM186 264V263H185Z\"/></svg>", "mask_w": 264, "mask_h": 264}]
</instances>
